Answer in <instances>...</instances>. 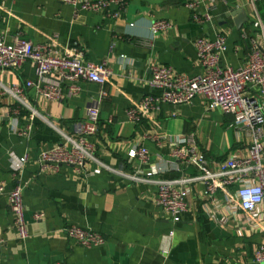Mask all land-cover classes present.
I'll return each instance as SVG.
<instances>
[{
  "label": "crops",
  "instance_id": "obj_1",
  "mask_svg": "<svg viewBox=\"0 0 264 264\" xmlns=\"http://www.w3.org/2000/svg\"><path fill=\"white\" fill-rule=\"evenodd\" d=\"M120 17L75 9L55 0H0V35L12 45L19 33L36 44L52 45L60 53L79 47L91 64L107 62L112 69L105 86L81 83V92L61 102L48 101L28 89L31 106L39 115L23 108L20 129L31 126L20 137L8 117L18 104L2 94V87L36 81L35 66L28 62L20 71L0 70V185L25 187L24 203L30 239L22 242L14 228L8 197L0 196V264H255V251L264 245V231L241 233L234 221L220 223L217 213L206 207L207 190L201 183L190 190L189 212L174 223L156 203L157 186L135 183L116 176L94 162L83 173L65 166L42 171L39 155L63 142V135L78 137L90 111H100L98 134L91 139L96 157L105 165L133 174L153 172L156 178L180 180L198 171L172 157L168 140L157 143L150 137L177 138L195 134L198 145L217 171L230 156L248 153L249 137L235 127L232 115L210 111L202 98L181 106L164 105L139 124L129 121L128 108L150 94L153 65L173 67L178 73H204L195 42L201 37L227 38L223 63L245 65L256 38L264 48V0H126ZM198 3L195 11L190 3ZM211 7L213 20L199 23L195 14ZM245 11L249 21L241 29L230 16ZM167 20L168 33L152 39L151 24ZM152 40V46L146 42ZM106 93V96H103ZM47 119V120H46ZM151 153L143 165L129 154L138 146ZM30 162L22 170L21 158ZM223 199L222 193L218 195ZM41 214V219L35 215ZM79 226L100 233L106 244L83 248L71 241L65 229Z\"/></svg>",
  "mask_w": 264,
  "mask_h": 264
},
{
  "label": "built area",
  "instance_id": "obj_2",
  "mask_svg": "<svg viewBox=\"0 0 264 264\" xmlns=\"http://www.w3.org/2000/svg\"><path fill=\"white\" fill-rule=\"evenodd\" d=\"M55 1L71 5L77 10L101 14L111 12V8L115 6L113 17L116 18L123 14L127 5L126 0ZM187 7L195 11L198 3H190ZM213 8L206 14H195V20L199 23L211 22ZM172 29L170 21H154L151 24L152 39ZM146 45L151 47L152 40L146 42ZM195 48L204 73L189 76L178 73L171 66L153 65L149 86L161 94H150L128 108V119L139 124L151 113L161 111L164 105H187L196 98H202L208 110H220L226 115L234 116L238 134L244 132L249 137L247 155L230 156L217 171L212 172L194 133L170 140L150 137L157 143L168 140L172 157L182 161L188 168H195L198 175L187 179L166 180L156 178L153 172L143 173L137 170L133 174H127L105 165L96 157V147L91 139L99 132L100 111L92 109L89 119L82 124L78 137L63 135L61 144L39 155L37 163L40 169L58 171L65 166L83 173L86 165L94 162L102 169L135 183H153L157 186V205L166 211L174 223L182 222L184 215L189 212L187 198L190 190L184 186L201 183L207 190L206 207L217 213L222 225L227 226L234 221L235 228L241 233L248 230L264 231V48L256 38L252 39L249 59L241 67L223 63L227 38L222 34L214 40L206 37L197 39ZM28 62L35 66L36 81L2 87V94L10 96L18 104L16 109L9 110L8 117L12 121L13 130L20 137L29 136L31 130V126L26 130L19 128L16 117L21 115V110L25 108L33 116L39 115L29 102L28 89H35L48 101L61 102L78 95L81 83L105 86L113 74L107 62L88 63L85 51L79 47L60 53L52 45L36 44L25 39L22 33L17 35L12 45H8L0 35V70L20 71ZM106 95L103 93V96ZM129 156L143 165L149 164L151 160L149 149L143 145L133 149ZM20 161L23 170L30 159L25 156ZM24 191L25 187L21 184L13 187L0 185V196L6 194L8 197L14 228L20 240L27 242L31 235L26 220ZM220 193L223 199L218 196ZM41 217V214L35 215L37 220ZM65 233L71 241L83 248H100L106 244L105 237L91 229L69 226ZM254 258L255 264H264V245L256 249Z\"/></svg>",
  "mask_w": 264,
  "mask_h": 264
},
{
  "label": "water",
  "instance_id": "obj_3",
  "mask_svg": "<svg viewBox=\"0 0 264 264\" xmlns=\"http://www.w3.org/2000/svg\"><path fill=\"white\" fill-rule=\"evenodd\" d=\"M230 16L233 18L238 29H241L242 26L249 21L248 14L245 11L240 12L237 10L231 13Z\"/></svg>",
  "mask_w": 264,
  "mask_h": 264
}]
</instances>
